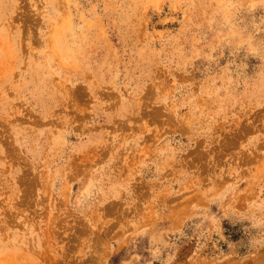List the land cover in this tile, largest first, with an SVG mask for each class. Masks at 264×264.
Returning a JSON list of instances; mask_svg holds the SVG:
<instances>
[{
    "label": "rangeland",
    "instance_id": "rangeland-1",
    "mask_svg": "<svg viewBox=\"0 0 264 264\" xmlns=\"http://www.w3.org/2000/svg\"><path fill=\"white\" fill-rule=\"evenodd\" d=\"M0 264H264V0H0Z\"/></svg>",
    "mask_w": 264,
    "mask_h": 264
}]
</instances>
